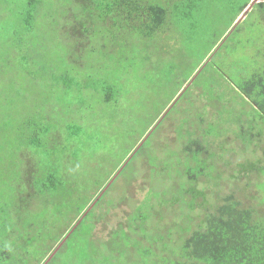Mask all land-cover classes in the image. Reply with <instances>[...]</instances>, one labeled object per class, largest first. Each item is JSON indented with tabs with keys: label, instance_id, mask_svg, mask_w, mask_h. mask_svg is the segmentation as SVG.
<instances>
[{
	"label": "trees",
	"instance_id": "16d2710c",
	"mask_svg": "<svg viewBox=\"0 0 264 264\" xmlns=\"http://www.w3.org/2000/svg\"><path fill=\"white\" fill-rule=\"evenodd\" d=\"M41 2L42 0L23 2L19 20L20 27L27 33L33 30L38 14L37 6ZM250 2L251 0H70V3L77 6L75 9L80 15L69 14L74 19L73 22L69 20L70 27L67 30L71 42L70 52L72 49L77 50L79 45L82 46V51L86 49L89 34L93 33L92 28L102 40L111 39L112 43L120 37L123 40H130L132 36L151 40L172 32L183 33V38H195L198 47L196 67L184 72V79L178 88L179 97L168 104L167 109L164 108L166 116L190 88L191 99L187 97V100L180 101L178 108L184 102L188 107L191 106V110L183 108L180 123L174 125L175 140L179 141L178 153L171 149L166 151L163 164L153 172L152 185L130 187L135 177L125 185V188L136 191L137 195L141 194V199L133 212L126 215L123 225L120 224L117 230L110 232L105 240L108 248L119 245L117 251L120 259H125V254H131L134 259L132 264H264V212L260 213V207L264 208V163L238 164L239 173H256V176L262 177L258 184L262 191L258 206L243 203L233 190L209 206L206 205V192L213 191V187L219 182L220 176L215 174V169L217 161L224 159L227 153L223 143L229 131L234 132L232 134H235V141L242 144H250L254 137H261L262 132L264 134L262 68L255 65L256 61L238 68L237 62L236 72L231 75L233 79H228L229 82L226 80L227 71L220 70L211 63L226 40L237 30L239 24L234 26V22ZM254 6H258L259 13L264 14V2H257L243 19H246ZM230 10L233 14L223 25L224 29L216 30L218 22ZM10 44L11 42L9 46ZM127 45L123 41L118 47L116 44L112 46L122 54ZM211 66L225 84L221 79L217 82L216 78L212 83L215 85L212 91L217 96L211 94L208 97L215 98L223 107H229L224 116L219 114L217 121L208 122L202 128L204 114L197 111L192 101L195 88L193 83L189 85V80H196ZM72 79L75 82V77ZM54 81L51 87L53 91H68L69 85L61 80V76ZM60 82L63 87L59 86ZM102 82L107 83L103 89V102L115 101L118 97L116 92L111 91L110 81L103 79ZM83 83L82 79L81 82L74 83L78 85L74 86L80 93L83 91ZM96 84L99 81L93 82L92 90L98 89ZM182 88L184 89L180 93ZM221 88L225 89L224 92ZM58 100V106H53L52 99L49 101V98L32 103L31 113L26 105L23 119L16 126H11L12 131L19 135L20 145L13 148L15 153L8 156L7 176L3 175L4 162L0 165V264H47L49 256L67 243L80 242L86 245L91 240L97 242L95 223L108 212H95V206L108 192L110 184L126 171L130 172V177L134 174L133 167L131 170L126 168L138 154L142 153L147 162L149 157L152 161L156 157L143 151L148 136L144 138L143 135L131 151L126 152L129 157L114 179L118 171L110 170L116 172L112 178L106 176L113 179L110 180L111 183L106 185L108 179L105 182L95 181L94 189L87 193V187L78 178L79 173L82 174L80 161L82 155L94 157L97 152L96 143H91V140L94 136L99 139L101 137L98 132L94 133L85 127L86 123L81 118L82 104L72 111L70 103L64 98L58 97ZM238 105L241 107L237 108ZM161 112L151 120L150 126L156 123ZM52 114H55V120L51 117ZM157 127L158 125L153 129ZM141 142L143 143L140 145ZM102 150L106 149H100ZM174 176L178 177V182L169 183ZM176 185L177 196L174 191ZM109 204V212L119 209L120 203L116 204L114 199ZM175 205L181 210L182 206L187 207V211L182 212L180 217L187 218L188 223L182 220L181 223L184 224L177 226L178 243L172 245L166 239L174 234L173 228L168 227L166 235L158 233L156 228L165 222L162 221L165 215L162 208H172ZM200 207L204 212L195 227L191 228L190 215ZM162 213L164 214L161 215ZM88 217H91L90 224L85 222ZM121 217L125 218L124 215ZM173 217L174 214L170 219ZM112 235L118 237L119 242L112 240ZM120 241L129 247H123ZM141 241H146L148 245H142ZM98 251L97 256L100 253ZM84 255H88L85 246L81 249V257Z\"/></svg>",
	"mask_w": 264,
	"mask_h": 264
},
{
	"label": "rangeland",
	"instance_id": "374dc122",
	"mask_svg": "<svg viewBox=\"0 0 264 264\" xmlns=\"http://www.w3.org/2000/svg\"><path fill=\"white\" fill-rule=\"evenodd\" d=\"M24 1L0 0V158L3 160L0 159V165L4 162L3 175H8V156L15 153L12 149L18 148L20 145L19 135L12 131L11 126H16L23 119L26 105L29 106L28 110L31 113L32 103L39 102L44 98H49V101L52 99L53 106L59 105L58 97L64 98L70 103L72 111L82 104L81 118L86 123L85 127L90 128L94 133L98 132L101 137L99 139L94 136L91 140V143L94 141L96 143L97 152L94 157L89 154L81 157L82 174L79 173L78 178L87 187V193L94 189L95 181L105 182L108 179L105 183L109 184L111 180L109 178L114 176L113 174L129 157L126 152H130L143 135L144 138L148 135L143 151H148L150 156H156L154 161L149 157L148 160H150L147 162L145 156L141 155L142 153L138 154L126 168V170H131L133 167L134 174L130 177V172L127 173L125 170V173L110 184L108 192L95 206V212L103 214L105 211L108 212L95 223L94 234L97 236V242L91 240V243L88 242L86 245L80 242L67 243L53 254L52 260L49 256L50 260L47 263L132 264L134 263L133 255L125 254V259H120L117 251L119 245L114 244L115 248H108L105 240L110 232L117 230L120 224L126 221V215L133 212L141 199V194L137 195L136 191H133L132 188H125L127 187L125 185L129 184L133 177H135V181L130 184V187L132 185L140 187L146 184L152 185L154 183L153 172L163 164L166 159V151L171 149L178 153L180 149L179 141L175 140L174 125L177 122L180 123V118L183 117V108L191 110V106L188 107V104L184 102L180 103L183 107L178 108L180 101L191 99L190 88L187 90V95L185 94L186 96L184 95L166 116L164 114L168 104L173 103L179 97L178 88L184 79V72H189L197 65L198 47L194 41L196 39L183 38V33L167 32L168 35L151 40L132 36L130 40H123L120 37L112 43L111 39L102 40V37L96 34L92 28L93 33L89 34L86 49L82 51V46L79 45L77 50L72 49L70 52L71 42L67 30L70 27V21L73 22L74 19L69 14H77L80 17L79 12L75 9L77 6L70 3V0H42L37 6L38 14L34 20L33 30L27 33L20 27L19 20V12ZM257 2H264V0H258L255 3ZM246 8L243 9L235 22ZM232 14V10L228 14L226 13L216 25V30H223V25ZM263 17L264 14L259 13L258 6H254L246 19L237 23L239 24L237 30L226 40L222 50L212 58L213 66L227 71L226 80L233 79L231 75L236 72L235 64L237 62H239L238 68H240L242 65L245 67L256 61L255 65L264 71ZM123 41L128 45L121 54L116 47L122 45ZM9 42H11L10 46ZM113 44H116V47H113ZM13 45L15 46L13 47ZM210 68L201 73L196 80L191 78L190 83L188 82L189 85L193 83L195 88L192 101L197 107V111L204 114L202 128H205L208 122L217 121L219 114L224 116L229 107H223L215 98L208 97L211 94L216 95L212 91L215 86L212 83L216 78V81L221 79L215 72V68L212 66ZM60 76L61 80L69 85L68 91L52 90V82H55L54 80ZM72 77H75L76 83L81 82V79L84 81L81 87L83 93L77 91L75 86L78 85L74 84ZM103 79L110 81L108 83L111 91L117 93L118 98L113 102H103V89L107 86V83L102 82ZM96 81H99V84H96L98 89L93 88L92 90V84ZM221 81L225 84L223 79ZM59 86L63 87L61 82ZM224 90L221 88L222 92ZM233 94L236 95V93H231V95ZM238 99L240 98L238 97ZM239 107L241 106L238 105L237 108ZM159 112L161 115L156 123L150 126L151 120L155 116L157 117ZM51 117L56 119L55 114H52ZM157 125L158 127L154 130L153 128ZM232 133L234 132L229 131L223 143L227 153L224 159L217 161L215 174H218L220 178L213 187V191L206 192V205L209 206L216 199H221L233 190L235 196L243 203H252L254 206H258L262 197V191L258 184L262 177L256 176V173L247 175L239 173L238 164L264 163V134L262 132L261 137H254L250 144H242L238 140L235 141V134ZM214 140L217 142V139ZM100 149L106 150L100 151ZM212 150L216 151L213 148ZM110 170H116V172ZM178 180V177L174 176L169 183L174 184ZM177 188L178 185L174 189L176 196ZM126 196L128 197L120 201ZM113 199L116 204L120 203L119 209L109 212V203ZM186 209V206H182L181 210L178 205L167 209L162 208L165 213L162 221L165 222L156 230L158 233L166 235L168 227L173 228L174 234L166 239L169 244L176 245L178 243L179 233L176 229L180 224H184L181 223L182 220L188 223L187 218L180 217L182 212L187 211ZM202 212L204 210L200 207L190 215L191 228L195 227ZM263 212L264 208L260 207V213ZM173 214L175 217L170 219ZM122 215L125 218L121 217ZM90 220L91 217H88L85 222L90 224ZM110 238L119 242V238L116 236L112 235ZM138 239L141 238L138 236ZM141 243L148 245L146 241H141ZM120 244L123 247H129L122 241ZM84 246L88 250V255L81 257V249ZM97 250L100 252L99 256H97ZM129 252L132 251L129 250Z\"/></svg>",
	"mask_w": 264,
	"mask_h": 264
},
{
	"label": "water",
	"instance_id": "95a60500",
	"mask_svg": "<svg viewBox=\"0 0 264 264\" xmlns=\"http://www.w3.org/2000/svg\"><path fill=\"white\" fill-rule=\"evenodd\" d=\"M258 1V0H251L250 4L248 6H246L247 8L244 10L243 14L239 17V19L234 23V26L239 23L246 15V13L248 12V10L252 7L253 4H255V2ZM144 141V140H143ZM143 142L140 143V145L142 144ZM119 173V171L115 174V176L113 177V179L117 176V174ZM112 179V180H113ZM111 180V181H112ZM111 181L109 182V184L111 183ZM108 184V185H109ZM107 185V186H108ZM54 253V252H53ZM52 253V255H53ZM52 255L50 256V258L52 257ZM50 258L46 261V263L50 260Z\"/></svg>",
	"mask_w": 264,
	"mask_h": 264
}]
</instances>
